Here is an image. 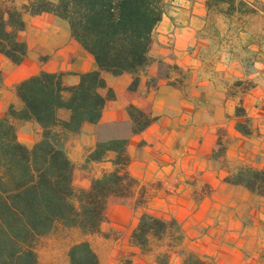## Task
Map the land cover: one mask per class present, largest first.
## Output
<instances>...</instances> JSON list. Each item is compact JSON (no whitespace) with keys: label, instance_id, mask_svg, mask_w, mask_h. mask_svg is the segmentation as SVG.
Masks as SVG:
<instances>
[{"label":"crops","instance_id":"crops-1","mask_svg":"<svg viewBox=\"0 0 264 264\" xmlns=\"http://www.w3.org/2000/svg\"><path fill=\"white\" fill-rule=\"evenodd\" d=\"M12 1L21 7L30 0H0V6ZM208 2L164 0L152 62L136 91H129L133 75L102 72L106 87L100 92L112 91L114 99L107 100L100 125L127 122L130 104L156 121L127 147V171L138 182L133 196L110 198L101 234L70 243L62 264H70L69 247L83 239L99 264H160L161 253L169 254L168 264H183L188 253L206 264H264V197L224 181L242 166L264 170V0ZM23 20L18 40L27 45L25 60L14 64L0 54V119L10 106L22 108L14 89L20 82L44 71L64 73V84L73 86L80 74L98 70L67 21L51 13L25 14ZM16 123L18 140L33 147L41 127ZM98 128L85 124L66 145L78 188L88 189L93 178L114 169L110 161L85 164ZM219 144L224 152L216 156ZM142 191L145 204L137 206ZM144 213L176 220L181 244L170 247L166 240L143 253L131 235Z\"/></svg>","mask_w":264,"mask_h":264},{"label":"trees","instance_id":"trees-1","mask_svg":"<svg viewBox=\"0 0 264 264\" xmlns=\"http://www.w3.org/2000/svg\"><path fill=\"white\" fill-rule=\"evenodd\" d=\"M222 1L233 2L209 0L208 4ZM164 6V0H30L21 7L14 1L0 6V54L14 64H21L28 55L27 45L18 40L25 29L23 16L51 13L68 22L72 37L98 65V70L80 74L73 86L64 84V73L42 71L14 88L23 106L20 110L10 106L0 119V264H41L37 244L56 230H77L83 237L101 234L108 200L133 196L138 182L127 171V147L156 117L130 104L127 122L100 125L107 100L114 99L112 91L106 96L100 92L106 87L102 72L133 75L129 91L137 90L140 73L152 62V35ZM26 121H35L42 129L40 140L31 148L17 136L16 122ZM85 124L99 126L96 147L85 164L110 161L114 166L93 178L88 189L74 185L75 165L66 148L82 134ZM237 129L245 133L242 124ZM223 152L219 144L216 156ZM224 181L264 197V170L242 166ZM144 204L142 191L137 206ZM182 239L176 220L150 213L142 215L131 235L143 253L152 251L154 242L162 245L168 240L170 247H176ZM168 257L161 253L158 262L168 264ZM68 258L70 264H99L86 239L69 247ZM183 264L206 262L188 253Z\"/></svg>","mask_w":264,"mask_h":264},{"label":"rangeland","instance_id":"rangeland-1","mask_svg":"<svg viewBox=\"0 0 264 264\" xmlns=\"http://www.w3.org/2000/svg\"><path fill=\"white\" fill-rule=\"evenodd\" d=\"M76 230H56L42 238L37 244V251L41 264H62L66 248L69 244L80 239ZM154 248L161 245L153 243Z\"/></svg>","mask_w":264,"mask_h":264}]
</instances>
